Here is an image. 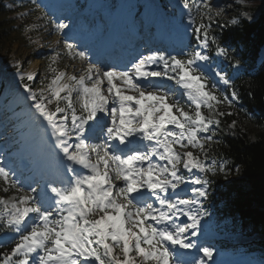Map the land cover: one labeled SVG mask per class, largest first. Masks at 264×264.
Masks as SVG:
<instances>
[{
  "label": "snow or ice",
  "instance_id": "1",
  "mask_svg": "<svg viewBox=\"0 0 264 264\" xmlns=\"http://www.w3.org/2000/svg\"><path fill=\"white\" fill-rule=\"evenodd\" d=\"M183 6L190 9L188 0ZM196 7L193 35L199 47L208 49L211 43L217 55L231 58L210 35L220 13L213 14L207 0ZM65 47L88 68L79 77L52 69L47 96L28 83L37 73L17 71L22 99L31 102L29 111L51 148L32 169L27 192L16 173L0 165V180L8 185L4 191L18 193L11 200L0 198V231L18 234L11 249L0 253V264H206L203 257L186 259L184 250L212 256V248L198 244L202 220L209 215L204 206L209 174L232 171L226 159L211 158L205 147L218 143L210 125L220 126L216 116L225 115L215 112L221 101L206 90L207 77L194 67L209 56L197 50L182 59L156 50L123 69L108 65L105 70L92 64L86 51H76L71 43ZM215 74L230 85L226 74ZM166 81L183 90L190 110ZM223 100L232 103L228 96ZM53 101L55 110L48 107ZM181 186H190V194L183 195Z\"/></svg>",
  "mask_w": 264,
  "mask_h": 264
},
{
  "label": "trees",
  "instance_id": "2",
  "mask_svg": "<svg viewBox=\"0 0 264 264\" xmlns=\"http://www.w3.org/2000/svg\"><path fill=\"white\" fill-rule=\"evenodd\" d=\"M6 1L0 0V41L7 40L10 25ZM238 20L236 24L222 18H217L215 25L211 22L210 35L231 57L225 58L231 63L239 60L251 71H242L230 83L242 107L234 106L231 115L225 114L223 119L216 116L221 120L220 126L214 125L218 143L207 148L212 156L226 159L232 171L227 176L210 175V186L225 204L224 217H233L243 230L264 233V61L255 64L259 49L264 47V10L254 21ZM209 47L216 51V45L210 43ZM233 120L237 122L234 127L230 125ZM237 168L241 172L238 177Z\"/></svg>",
  "mask_w": 264,
  "mask_h": 264
},
{
  "label": "rangeland",
  "instance_id": "3",
  "mask_svg": "<svg viewBox=\"0 0 264 264\" xmlns=\"http://www.w3.org/2000/svg\"><path fill=\"white\" fill-rule=\"evenodd\" d=\"M16 1L17 2L15 4H13L11 7H15L16 9H18L17 13H15V14L10 13V15L8 17H6V19L9 22H12L13 20L15 22L12 23V26L8 30L9 34H8L7 40H5V41L1 40L0 41V88L2 87L0 99L2 98V96L6 90L10 91V93H9L10 98H13V96H15V92H17V90H18L12 86L6 87L4 85V82L7 79V78H5V76L6 75L9 76L12 71L7 72V71L3 70L1 67L4 65L18 64L19 66L23 65L26 68L25 70H22V71L27 72V70L30 71L29 70L30 67L33 66V64L35 62L37 64L40 63L39 64V70L40 71L38 70L39 72L38 71H37L38 73L36 72L37 73L36 79L34 81H31L28 83L34 88V90L39 91L40 89H45V94L47 96L48 92H47L46 86L48 83L51 82V79L54 76L52 69H56V73H58L59 71L67 72V66L68 65L80 62L79 58H74L73 56H70L71 54H69L67 48L65 47V45L68 44L69 41L60 39L59 34H58L59 31L56 28V25H57L56 21L58 19L64 18L66 20H69V18H71V16L76 15V14H70L72 8L70 7V5L66 4L69 7V9H71L70 11H68L69 9L64 8L67 6L62 7L63 6L62 2L59 4V7L57 6L56 9L52 10L53 2L55 0H50V2L44 3V5H46V7L41 6L38 3V0H16ZM66 1L69 2L70 0H66ZM123 1H126V0H123ZM166 1L169 2L168 0H166ZM87 2H88V0H78L77 1V3H79V5L86 4ZM105 2H107V1H105ZM108 2H110L111 4H114L116 2L119 3V0L118 1L108 0ZM201 2H203V0H188L190 8H192V13H191L192 17H194V14L197 13L196 5L198 3H201ZM207 2L209 4H211L213 14H215L217 12L220 13V15L215 16V18H222V19L230 18V20H232V19L237 20V18L235 16L236 12H238V16L241 19L253 20L264 9V0H207ZM48 3L50 4V6L47 5ZM136 3H142L143 4L144 0H137ZM112 7L115 9L118 7V5L114 4ZM143 7H144V4H143ZM46 8L48 9V11ZM87 9L88 8H86V6H85L84 8H82L80 10L74 9L71 13H79V12L87 10ZM166 9L167 10L170 9L169 3H167ZM61 10L65 11V13H64V15H62V17H61V13H59V11H61ZM245 13H247V15H245ZM1 15L2 14L0 13V16ZM63 16H65V17H63ZM0 18H2V17H0ZM52 18L56 19V21H54ZM175 19L177 20V18H175ZM171 20H173V18H171ZM89 23L92 24V22H90V21H89ZM23 24L29 25V27L27 29L29 32H31V36L29 37L28 41L26 40V36H25L26 30L23 27ZM101 26L104 29L108 28L107 24H102ZM30 46H32V47L30 48ZM194 48H197L200 51H205V49L200 48L199 45L195 46ZM4 56H6V57L8 56L9 60L8 61H5V60L1 61V58ZM53 56L56 57L55 61L52 60ZM261 56H262V54H261ZM83 66L84 67H82L81 72L78 73V75H77L78 77L80 75L85 74V72L87 70V65L85 63L83 64ZM216 68H217V65H216ZM218 70L225 73L226 67L224 65H218ZM9 77H11V75ZM215 82L222 83V81H220L219 78H217V77L214 78V84H215ZM20 85H21V83L18 86H20ZM20 88H22V86H20ZM207 89L214 92L216 90V87H213V85H211V86L207 87ZM222 89L223 88L220 87L221 93H223ZM63 94L64 93H62V95ZM4 95H6V93ZM177 95H178V93H177ZM177 95L175 98L180 100V102L184 106V108L187 109V104H186L187 98L183 99L182 97H177ZM223 96L224 95L221 94V96H220L221 98L219 101H224ZM77 97H78V93L73 92L72 98H73L74 103L77 102ZM218 104L220 106H224V105L228 106L229 103L224 102V105H223L220 102ZM48 107H50V105H48ZM77 107H78V104H77ZM8 117H12V116H7V115L4 116V118H8ZM23 121H24V119H23ZM21 122H22V120L19 121L18 124H20ZM11 123L12 122H10V121L8 122L9 126H6L7 124H5V125L3 124L0 127L1 128L0 131L8 130L10 128V126H13ZM16 124L17 123H15L14 126H17ZM14 133H15L14 136L16 138L17 135H16L15 130H14ZM17 134H18V136H17V139H18L20 132H17ZM8 139H10V134L0 135V140H1L0 144L2 142H4V140H8ZM10 150H11V147L8 149V151H10ZM189 150H192L194 152L197 151V150H193V149H189ZM8 151L7 152H3V151L0 152V161L5 156H9L10 154L12 156V154H15V151H11V152H8ZM202 155L203 154L201 153V157H202ZM18 161H20V160L18 159ZM7 165L9 166L12 164L7 163ZM26 168H27V166H26ZM195 172H197V170ZM240 173L241 172L239 170L238 172L236 171L235 174H237V177H238V175H240ZM197 174H200V173L197 172ZM24 178L25 177H23V179ZM0 187L3 188L0 195L7 196L15 190V189L9 188V190L7 192H5L4 189L7 188L8 185L5 184L2 180H0ZM9 191H10V193H8ZM11 196H13V195H11ZM11 196H9V197H11ZM204 206L207 208L205 203H204ZM207 210H209V209L207 208ZM216 228H217V226H216L215 221H213L211 219L209 220L206 217H204L202 220V228H201V233L199 234V237L208 236ZM217 246L222 247V246H219L218 243H217ZM212 249L215 250L216 248H212ZM235 254H236L235 258L239 257L237 260V262H238V261H240L242 256H245V258L251 259L255 253H247L245 250L237 249V250H235ZM240 263L241 262H239L238 264H240Z\"/></svg>",
  "mask_w": 264,
  "mask_h": 264
},
{
  "label": "bare ground",
  "instance_id": "4",
  "mask_svg": "<svg viewBox=\"0 0 264 264\" xmlns=\"http://www.w3.org/2000/svg\"><path fill=\"white\" fill-rule=\"evenodd\" d=\"M112 1H114V0H112ZM62 2V0H55L54 2H53V6H52V10H54V9H56L57 8V6L59 7V4ZM97 2H103V0H97ZM133 2V0H126V1H123V0H119V6H118V8L117 9H115L114 11H112V12H114V20H115V23H120V22H124V20H125V15H126V8L128 7V5L129 4H131ZM48 6H50V4L48 3L47 4ZM63 6L62 7H64V6H67L66 4H62ZM104 6H107L108 4H106V3H104L103 4ZM61 6V5H60ZM64 8H67V9H69V7L67 6V7H64ZM63 9V8H62ZM71 9H69L68 11H70ZM144 13H146V14H148L149 15V17L151 18L152 17V12L150 11V8H148V7H146L144 10ZM60 12V11H59ZM82 14L83 13H80V14H77V15H73V16H71V18H69V20H66V19H64V18H60V19H58L57 20V24H59V23H66V22H68V24H71V23H74V24H76V23H79V21H80V17L82 16ZM105 14L107 15L108 14V12H105ZM58 17V16H57ZM89 23V22H88ZM89 25H90V28H91V26H94V24H90L89 23ZM134 28H137V24H135L134 26H133ZM113 28V25L112 26H110V30ZM109 30V31H110ZM62 32V31H61ZM62 36V35H61ZM99 37V36H98ZM123 37H125V36H123ZM96 38H97V35L96 34H94V35H92V36H88V39L89 40H96ZM69 40H72V38L70 37V39ZM109 40H110V38H109V36L108 35H105V36H103L102 38H101V42L100 43H93V44H88L89 43V41H85V43L84 44H82L81 46L83 47V49H82V51H85L84 49L85 48H87L89 51H92L90 54H89V56H90V60H92V58H93V56L95 55V54H99V53H107V51L110 49V48H112L113 46L111 45V44H108L109 43ZM75 47H77V48H79V46H75ZM90 47V48H89ZM132 51H134V50H132ZM260 59H261V57H260ZM259 59V60H260ZM80 60V59H79ZM38 62V61H37ZM40 62V61H39ZM86 64L87 65V68H88V62L87 61H81L80 60V62H77V63H74V64H71V65H68L67 66V72H64L65 74H66V77L67 76H70V75H78V73H80L81 72V69H82V67H84L83 66V64ZM39 64L40 63H34L33 64V66H31L30 67V71H28L27 70V72H37L38 70H39ZM99 67H101V68H104L103 67V65H99ZM4 69H6V68H4ZM23 72H26V71H23ZM78 77V76H77ZM11 80H12V82H14V84H15V86L16 85H19L20 84V80H19V77L17 76V71L16 72H14V73H12L11 74ZM104 87L106 88L107 87V85H106V83H105V85H104ZM21 90V89H20ZM19 90V91H20ZM5 97H6V95H4ZM19 103H20V101H18ZM8 113V109H1L0 110V127L4 124H7L6 126H9V124H8V122L10 121V122H12V120H10L9 118H7V119H5V120H2V117L5 115V114H7ZM22 115L23 114H20V113H18L15 117H16V119H19L20 117H22ZM2 120V121H1ZM169 127L171 128V127H173V126H171V125H169ZM0 130H1V128H0ZM7 134H10V139H8V140H4V142H2L1 144H0V150H3V152H7L8 151V149L11 147V150L16 146V144H17V140H16V138H17V136H16V138H15V133H14V129L12 128V127H10L8 130H5V131H0V135H7ZM28 135H29V137L30 138H35L34 136L36 135V133H35V129H33V128H31L30 130H29V132H28ZM1 141V140H0ZM10 150V151H11ZM37 150V149H36ZM17 160H18V158H17V156L15 155V154H12V156L10 155V156H8V157H5V158H3V160L1 161L4 165L6 164V163H8V162H11V163H15V167L14 168H17V169H26V166H27V168H29V165H31V161H30V159H26V160H24V161H21V162H17ZM22 163H25V165L23 166V165H21ZM21 165V166H20ZM33 176V175H32ZM24 187H25V192H27V190H28V188H27V185H28V183H25L24 182ZM14 197H16L15 195H13V196H11V197H8L7 198V200H11L12 198H14ZM214 262V264H230V262H225V261H223L222 259H217V258H215L214 260H213ZM206 263H208V262H206ZM209 264V263H208ZM241 264H243V263H241ZM244 264H246V263H244Z\"/></svg>",
  "mask_w": 264,
  "mask_h": 264
}]
</instances>
